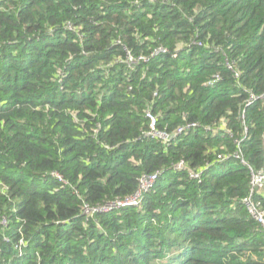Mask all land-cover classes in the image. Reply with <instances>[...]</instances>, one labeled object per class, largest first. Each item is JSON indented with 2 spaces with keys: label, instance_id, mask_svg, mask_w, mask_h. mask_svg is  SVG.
<instances>
[{
  "label": "trees",
  "instance_id": "trees-1",
  "mask_svg": "<svg viewBox=\"0 0 264 264\" xmlns=\"http://www.w3.org/2000/svg\"><path fill=\"white\" fill-rule=\"evenodd\" d=\"M263 173L264 0H0V264H264Z\"/></svg>",
  "mask_w": 264,
  "mask_h": 264
},
{
  "label": "built area",
  "instance_id": "built-area-1",
  "mask_svg": "<svg viewBox=\"0 0 264 264\" xmlns=\"http://www.w3.org/2000/svg\"><path fill=\"white\" fill-rule=\"evenodd\" d=\"M147 118L150 120V131L148 136L154 140H159L165 144H168L173 140L174 135H171L167 131H162L158 129V121L157 117L154 116L152 113H147ZM196 124L188 125L185 128H180L176 134H182L185 130L196 127ZM183 164L180 165L181 168ZM201 177L200 174H194L192 178L199 179ZM159 179V174H154L152 176L144 177L141 180L140 188L136 192V194L126 200L123 201H116L113 204L107 205L103 207V209H96L94 212H103V213H110L119 209L127 208V207H138L146 193L150 192L157 184ZM264 187V176L263 175H253L252 177V189L251 194L244 200V205L249 213V215L257 221L263 228H264V211L259 209L256 205L253 197L254 194L260 193ZM89 210V209H88ZM87 210V213L89 212Z\"/></svg>",
  "mask_w": 264,
  "mask_h": 264
},
{
  "label": "clouds",
  "instance_id": "clouds-1",
  "mask_svg": "<svg viewBox=\"0 0 264 264\" xmlns=\"http://www.w3.org/2000/svg\"><path fill=\"white\" fill-rule=\"evenodd\" d=\"M260 175H263V176H264V173H263V174H260ZM158 180H159V179H158ZM157 183H158V181H157ZM156 185H157V184H156ZM155 187H156V186H155ZM155 187H154V188H155ZM251 189H252V188H251ZM263 190H264V188L262 189L261 192H263ZM261 192H260V193H261ZM249 196H250V195H249ZM249 196H248V197H249ZM253 199H254V197H253ZM143 200H144V199H143ZM254 201H255V200H254ZM142 202H143V201H142ZM255 203H256V202H255ZM140 205H141V204H140ZM140 205H139V206H140ZM256 205H257V204H256ZM139 206H138V207H139ZM127 208H135V207H127ZM127 208H123V209H127ZM259 209H260V208H259ZM119 210H121V209H119ZM261 210H262V209H261Z\"/></svg>",
  "mask_w": 264,
  "mask_h": 264
},
{
  "label": "rangeland",
  "instance_id": "rangeland-1",
  "mask_svg": "<svg viewBox=\"0 0 264 264\" xmlns=\"http://www.w3.org/2000/svg\"><path fill=\"white\" fill-rule=\"evenodd\" d=\"M131 61V60H130ZM131 62H135L134 60L133 61H131ZM264 188V187H263ZM263 193H264V190H263Z\"/></svg>",
  "mask_w": 264,
  "mask_h": 264
}]
</instances>
